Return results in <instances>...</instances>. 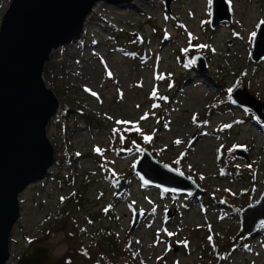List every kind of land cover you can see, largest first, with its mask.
<instances>
[{"label": "rangeland", "instance_id": "rangeland-1", "mask_svg": "<svg viewBox=\"0 0 264 264\" xmlns=\"http://www.w3.org/2000/svg\"><path fill=\"white\" fill-rule=\"evenodd\" d=\"M228 1L233 22L215 29L212 0L101 2L82 37L52 53L44 80L60 103L47 130L56 161L19 197L7 264L34 240L57 245V264L106 254L111 264H264V231L236 241L264 190V122L230 101L244 86L264 103V61L251 59L264 0ZM11 2L0 0V26ZM144 150L205 195L142 183L134 168ZM120 179L128 184L116 196Z\"/></svg>", "mask_w": 264, "mask_h": 264}, {"label": "water", "instance_id": "water-1", "mask_svg": "<svg viewBox=\"0 0 264 264\" xmlns=\"http://www.w3.org/2000/svg\"><path fill=\"white\" fill-rule=\"evenodd\" d=\"M133 0H12L0 26V264L11 257L10 238L21 217L19 197L32 184L44 180L56 157L47 130L59 113L60 103L44 80L45 65L52 53L79 40L88 17L98 3L122 6ZM132 4V3H131ZM170 1L166 4L169 8ZM233 22L228 0H212L211 28ZM251 59L264 61V21L256 31ZM195 69L206 60L192 59ZM230 101L236 107L254 113L264 122V103L244 86H238ZM236 156L248 160L245 148ZM134 173L142 183L166 193L202 197L205 191L183 172L157 161L144 150ZM128 181L117 182L116 196L124 192ZM143 212L135 213L132 230L139 227ZM170 216L166 217V220ZM264 225V190L257 202L242 213L243 240L258 235ZM57 245L45 246L34 240L17 264H57L49 254Z\"/></svg>", "mask_w": 264, "mask_h": 264}, {"label": "trees", "instance_id": "trees-1", "mask_svg": "<svg viewBox=\"0 0 264 264\" xmlns=\"http://www.w3.org/2000/svg\"><path fill=\"white\" fill-rule=\"evenodd\" d=\"M63 158L65 159L66 157L64 156V157H62V159H63ZM57 162H58V161H57ZM110 179H112V181H115L113 177H110ZM261 231H264V225L261 226V228L259 229V233H260ZM109 247H110V248L112 247L111 243H110ZM110 253H111L112 255H114V252L111 251V250H110ZM107 258H109V256L106 254L105 256H103V258H102V262H100V264H111L112 262L109 261ZM98 264H99V263H98Z\"/></svg>", "mask_w": 264, "mask_h": 264}, {"label": "snow or ice", "instance_id": "snow-or-ice-1", "mask_svg": "<svg viewBox=\"0 0 264 264\" xmlns=\"http://www.w3.org/2000/svg\"><path fill=\"white\" fill-rule=\"evenodd\" d=\"M253 35H255V33H253ZM109 75H111V73H109ZM93 95H95V93H93ZM153 95L155 96L156 93L154 92ZM143 118H146V117H143ZM117 123H121V124H123V123H130V122H126V121H118ZM138 130H139V129H138ZM145 139H146V140H151L152 137H151V136H146ZM97 151H99V149H97ZM168 234H169V235H173V233H168Z\"/></svg>", "mask_w": 264, "mask_h": 264}, {"label": "bare ground", "instance_id": "bare-ground-1", "mask_svg": "<svg viewBox=\"0 0 264 264\" xmlns=\"http://www.w3.org/2000/svg\"><path fill=\"white\" fill-rule=\"evenodd\" d=\"M97 6H98V5L95 6L93 12L97 11V8H98ZM88 18H89V17H88ZM87 20H88V19H87ZM208 132H211V131H207V133H208Z\"/></svg>", "mask_w": 264, "mask_h": 264}]
</instances>
